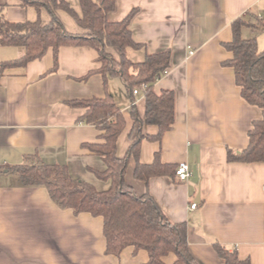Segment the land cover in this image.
I'll list each match as a JSON object with an SVG mask.
<instances>
[{"label":"crops","instance_id":"obj_1","mask_svg":"<svg viewBox=\"0 0 264 264\" xmlns=\"http://www.w3.org/2000/svg\"><path fill=\"white\" fill-rule=\"evenodd\" d=\"M68 1L81 13L80 0ZM115 1L110 20L121 21L134 11L130 28L143 44L127 49L131 61L172 52L171 68L155 88L174 91L175 122L162 139L141 142L138 160L152 163L159 153L164 163L187 162L198 173V181L166 174L146 182L136 178L132 156L126 181L138 194L149 192L172 222H187L190 249L199 263L224 264L215 248L220 243L251 264H264V162L228 160L229 149L239 152L248 146L249 131L262 110L242 97L233 68L224 64L233 56L224 46L233 38L232 22L264 18V0ZM0 10L11 21L48 24L52 19L46 8L24 5L23 0H0ZM57 15L69 32H85L67 11ZM242 36H255L264 50V30L247 26ZM108 50L120 59L118 48ZM25 53L23 46L0 44V264L146 263L148 252H136L133 246L119 256L106 254L102 217L59 207L46 187L25 186L14 171L34 156L68 165L74 177L107 190L111 181L91 170H104L105 163L84 147L100 141L102 130L81 120L86 109L69 102L107 94L114 98L126 119L117 147L123 157L132 143L133 109L145 116L142 89L132 94L115 75L105 83L99 52L90 45L62 46L53 72L52 48L25 65L4 66ZM143 131L156 135L158 126L145 124ZM175 260L170 253L165 264Z\"/></svg>","mask_w":264,"mask_h":264},{"label":"trees","instance_id":"obj_2","mask_svg":"<svg viewBox=\"0 0 264 264\" xmlns=\"http://www.w3.org/2000/svg\"><path fill=\"white\" fill-rule=\"evenodd\" d=\"M23 4L39 10L46 8L52 19L48 24L40 19L11 21L0 10V44L26 49L22 58L4 66L25 65L43 57L52 48L55 54L53 72L58 68V52L62 46L90 45L99 52L102 62L99 72L103 74L105 83L108 75H115L122 78L132 94L135 88H141L146 111L142 118L133 109L132 143L126 155L120 157L117 153L118 137L126 119L114 98L107 94L105 97L69 102L86 109L81 120L102 130L100 141L85 143L84 147L105 163L104 170H91L98 178L111 181L107 190H98L90 182L74 177L68 165L48 164L34 156L14 167L21 183L46 187L59 207L70 209L76 215L87 213L102 217L106 254L119 256L125 248L133 246L136 252L141 249L148 252L149 259L144 264H165L170 253L176 255L174 264H201L190 249L187 222H172L149 192L138 194L126 181L132 156L137 159L135 176L138 179L148 182L154 176L166 174L177 177L178 165L164 163L159 153L152 163L138 160L141 142L144 139H162L175 122L174 91H157L155 88L157 80L171 68V50L148 53L142 62L131 61L127 49L140 48L143 44L134 39L130 28L134 11L121 21L110 20L109 14L116 8L115 0H80L81 13L68 0H23ZM58 10L67 11L85 32H69L57 15ZM247 26L264 30V18L254 23L239 17L232 22L233 38L224 46L233 56L224 64L233 68L242 97L262 110V117L254 121L249 131L248 146L239 152L228 150L229 161L252 163L264 162V50L259 49L255 36H242V30ZM110 47L118 48L120 59L109 52ZM145 124L157 125L158 133H144ZM215 248L224 264H251L250 259L241 258L237 250L231 251L220 243H216Z\"/></svg>","mask_w":264,"mask_h":264},{"label":"built area","instance_id":"obj_3","mask_svg":"<svg viewBox=\"0 0 264 264\" xmlns=\"http://www.w3.org/2000/svg\"><path fill=\"white\" fill-rule=\"evenodd\" d=\"M139 93H140V88H135L133 91V94L138 95ZM135 104H136V100H133L132 105H135ZM176 176L180 181L187 182L192 179V177L194 176V172L191 170L187 162H181L177 166ZM196 207H197V203H193L191 205L192 209H195Z\"/></svg>","mask_w":264,"mask_h":264},{"label":"water","instance_id":"obj_4","mask_svg":"<svg viewBox=\"0 0 264 264\" xmlns=\"http://www.w3.org/2000/svg\"><path fill=\"white\" fill-rule=\"evenodd\" d=\"M193 181H198V173L197 170H194V177H193Z\"/></svg>","mask_w":264,"mask_h":264}]
</instances>
